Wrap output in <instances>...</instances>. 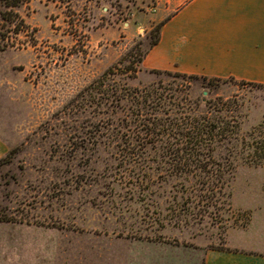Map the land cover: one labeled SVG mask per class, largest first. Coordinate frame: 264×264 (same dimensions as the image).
Instances as JSON below:
<instances>
[{"label":"rangeland","instance_id":"obj_1","mask_svg":"<svg viewBox=\"0 0 264 264\" xmlns=\"http://www.w3.org/2000/svg\"><path fill=\"white\" fill-rule=\"evenodd\" d=\"M168 6L167 0L0 6V159L20 147L0 165V264H203L208 250L229 249L231 229L264 218V163H251L240 142L218 208L204 211L197 203L203 192L182 191V179L157 170L167 167L157 153L130 155L119 128L90 137L94 107H74L76 95L116 65L121 83L159 89L174 111L184 97L194 114L235 119L239 139L252 140L249 133L264 120V87L139 71L167 15L157 14ZM10 9L24 25L2 18ZM85 137L102 143L74 152L70 143L87 144ZM189 197L194 202L185 205Z\"/></svg>","mask_w":264,"mask_h":264},{"label":"trees","instance_id":"obj_2","mask_svg":"<svg viewBox=\"0 0 264 264\" xmlns=\"http://www.w3.org/2000/svg\"><path fill=\"white\" fill-rule=\"evenodd\" d=\"M26 1L0 0V6L14 8ZM2 18L17 26L24 25V20L11 9L2 13ZM161 25L162 23L159 24V28ZM158 41L159 35L152 46ZM145 54L139 59V64ZM115 69L121 70L116 65L108 68L72 100L76 103L74 107L88 104L94 107L89 117L90 137L98 138L104 135L105 128L112 134L116 128L124 130L123 135L129 139L128 153L137 158L144 156L149 148L157 153L160 161L167 166L159 165L157 170L165 171L168 177L182 179L177 184L182 191L189 189L191 192L198 190L203 192L197 203L204 211L210 207L218 208L216 203L220 201L219 195L234 176L235 165L232 156L238 146L237 143L240 142L243 148L249 150L248 160L251 163L256 165L264 163V120L249 133L251 141H247L246 138L239 139L241 127L240 122L235 119L216 116L211 111L203 115L194 114L184 97L181 98L182 102L176 104L179 106L178 110L174 111L168 108V94L154 87L138 88L121 83L115 78L117 74ZM175 74L198 77L183 73ZM240 83L264 87L244 81ZM98 108L100 109L96 111ZM120 112H123V117H114ZM85 139L88 141L87 144L71 142L69 146L75 152L79 147L83 150L90 148L95 150L94 147L102 143L93 139L91 141L89 137ZM91 143L92 147L89 148ZM74 144L77 145L76 148ZM19 148L10 149L6 156L0 159V165L19 151ZM193 202L191 197L184 201L185 205ZM2 220L17 221L8 217Z\"/></svg>","mask_w":264,"mask_h":264},{"label":"crops","instance_id":"obj_3","mask_svg":"<svg viewBox=\"0 0 264 264\" xmlns=\"http://www.w3.org/2000/svg\"><path fill=\"white\" fill-rule=\"evenodd\" d=\"M159 41L140 72L169 71L264 86V0H167ZM168 10V11H167ZM169 12V13H168ZM156 19V20H157ZM4 143L0 139V156ZM229 249L208 250L203 264H264V218L228 233Z\"/></svg>","mask_w":264,"mask_h":264}]
</instances>
